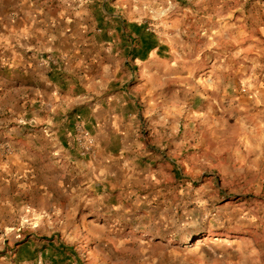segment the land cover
<instances>
[{
    "label": "rangeland",
    "instance_id": "rangeland-1",
    "mask_svg": "<svg viewBox=\"0 0 264 264\" xmlns=\"http://www.w3.org/2000/svg\"><path fill=\"white\" fill-rule=\"evenodd\" d=\"M96 1L0 0L10 63H32L30 34L92 4L176 35L143 79L149 102L135 106L147 115L131 134L140 138L129 136L112 167H91L76 149V124L92 136L76 90L34 65L0 79V264H79L56 258L49 240L83 264H264L263 2L219 48L183 21L170 29L186 10L203 14L189 0ZM58 113L64 147L44 123Z\"/></svg>",
    "mask_w": 264,
    "mask_h": 264
},
{
    "label": "crops",
    "instance_id": "crops-1",
    "mask_svg": "<svg viewBox=\"0 0 264 264\" xmlns=\"http://www.w3.org/2000/svg\"><path fill=\"white\" fill-rule=\"evenodd\" d=\"M177 2L182 6L181 0ZM262 2L264 4V0H189L187 6L203 7V14L186 10L180 21L175 19L172 22L170 29H177V24L183 21L191 28V35L204 33L207 40H213L214 45L221 48L220 43L229 39L230 33L238 35V24L249 22V12ZM216 8L225 9V13H217ZM244 8H249L248 16L242 14ZM122 11H114L109 6L105 8V5L96 9L92 4L85 13H61V17H53L48 24L49 30L39 29L30 34L34 43L33 53L39 54H34L32 63H10L11 53L0 50V64L9 67L0 69V79L15 80L20 67L34 65L40 72L46 73L51 85L56 88L61 81L76 90L72 93L82 105L75 109L82 116V119H77L86 123L96 142L95 154L88 159V165L102 169L112 167L114 160L124 158L129 136L139 128L142 117L147 115L135 106L138 102L139 107L149 102L147 84L143 79L152 64L165 58L176 36L169 30L153 31L146 23L140 22V18L124 9ZM89 23L95 26V31L84 32V26ZM40 56L44 57L36 61ZM58 115L54 122L45 119L44 123L48 125L47 134L58 137L64 147L68 145L64 139L68 132L61 124L65 116ZM69 125L73 131L74 124ZM134 135L131 136L138 142L140 136L137 133ZM69 136L72 137V134ZM150 171L147 169L146 175ZM150 174L155 175L156 172ZM137 175L144 173L137 171ZM55 253L56 258H66Z\"/></svg>",
    "mask_w": 264,
    "mask_h": 264
},
{
    "label": "built area",
    "instance_id": "built-area-1",
    "mask_svg": "<svg viewBox=\"0 0 264 264\" xmlns=\"http://www.w3.org/2000/svg\"><path fill=\"white\" fill-rule=\"evenodd\" d=\"M74 142L79 155L83 159L94 156L96 142L94 138L86 131L82 124H76L74 127Z\"/></svg>",
    "mask_w": 264,
    "mask_h": 264
},
{
    "label": "trees",
    "instance_id": "trees-1",
    "mask_svg": "<svg viewBox=\"0 0 264 264\" xmlns=\"http://www.w3.org/2000/svg\"><path fill=\"white\" fill-rule=\"evenodd\" d=\"M48 248L51 250H54V252L56 251L58 254L62 256H65L67 261H70L71 259H73V260H76L77 263L83 264V262L80 260L79 255L72 248L66 247L64 245L55 246L54 241L52 240L48 241Z\"/></svg>",
    "mask_w": 264,
    "mask_h": 264
}]
</instances>
